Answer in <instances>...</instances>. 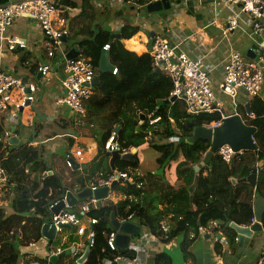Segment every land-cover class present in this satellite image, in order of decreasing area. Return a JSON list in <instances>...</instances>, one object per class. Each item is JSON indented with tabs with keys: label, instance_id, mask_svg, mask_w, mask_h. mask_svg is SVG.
<instances>
[{
	"label": "trees",
	"instance_id": "trees-1",
	"mask_svg": "<svg viewBox=\"0 0 264 264\" xmlns=\"http://www.w3.org/2000/svg\"><path fill=\"white\" fill-rule=\"evenodd\" d=\"M11 1L0 0V6ZM153 1L124 0L130 11L143 13H146L145 6ZM53 4L64 18H68L67 8L78 7L73 0H54ZM80 5L81 13L68 22V40H73L64 46L65 51L76 48L82 56L91 60L93 68L97 70L103 47L109 45L108 61L117 70L116 75H100L95 86L99 88V93L93 89L94 94L83 103V115L77 116L75 133L93 139L96 154L83 174L74 171L71 174L72 182H67L61 176L64 167L55 168L57 156L45 159L43 155V140L51 139L54 135L41 134L43 124L39 112L35 110L33 131L24 145L10 147L3 142L4 136L0 134V165L7 174V184L1 190L10 191V194L7 192L0 197V264H18L19 259L28 257L21 250L41 240L42 227L50 219L48 207L54 201L63 198L76 184L83 189L84 180L93 175L98 174L106 179L113 173L109 166L110 154L104 145L117 129L115 138L120 147L152 148L158 155L155 159L158 168L173 163L177 183L173 185L164 180L158 181L150 174L137 173L138 159L133 164L117 160L115 172L128 173L131 181L125 186L116 184L114 190L137 200V204L131 200L117 204L106 201L101 207L90 210L88 216L96 219L97 223L90 228L94 233L93 245L84 264H111L117 257L134 259L133 251L120 248L111 251L107 247V236L112 232L111 214L117 219L132 216L135 222L147 227L153 234L159 229L160 221L168 218L169 232L160 241L167 244L182 235L179 248L185 261L190 258L189 249L202 231H209L214 237L220 234L225 244L235 250L238 235L230 225L248 227L254 218V190L249 183L241 180L247 178L255 164L264 159V100L260 96L249 100V111L253 118L247 116L244 107L238 109L244 124L255 129L252 137L256 151H242L230 163L223 162L215 154L210 163L204 166L203 158L210 143L201 139L192 142L190 139L196 128L220 120V114L193 116L187 114L182 101L169 102L173 90L170 78L164 72H156L148 49L139 53L126 44L139 34V27L121 26L117 32L120 38L109 44L113 31L105 27V21L110 19L109 15L121 17V12L117 10L111 14L104 9L94 20L95 14L88 13L91 0H82ZM27 59V55L22 56L23 63ZM30 72L36 76V64L31 65ZM39 99H36L38 107L41 104ZM141 116L144 117L142 123ZM61 121V130L72 128L68 119ZM139 125L141 133L136 132ZM71 138H66L68 149L73 144ZM195 167L200 171L206 170V178H202L199 171L196 173ZM195 175H198L197 183L190 193ZM221 193L225 194V200ZM2 201L9 202L3 206ZM221 242L220 239L215 240L216 255H220ZM29 263L63 264L61 259L55 261L39 257L24 261V264ZM154 264H172V257L167 252H161L155 255Z\"/></svg>",
	"mask_w": 264,
	"mask_h": 264
},
{
	"label": "crops",
	"instance_id": "crops-1",
	"mask_svg": "<svg viewBox=\"0 0 264 264\" xmlns=\"http://www.w3.org/2000/svg\"><path fill=\"white\" fill-rule=\"evenodd\" d=\"M73 1L77 3L78 7L75 9H66L68 16V18H65L67 26L71 18L77 17L81 13L82 5H80V2L82 0ZM104 9L111 14L117 10L121 12V17L113 18V15H109L110 19L105 21V27L113 31V34H118L117 32L119 28L123 25H134L139 27V34L131 39L135 40L134 43H131V40L126 41V44H129L131 48L137 52L140 53L142 50L147 49L150 34H153L154 37L160 36L165 39L177 53H183L191 60H201V67L205 72L208 73L211 81V87L216 95V98L222 104L223 116L226 117L233 114H238V109L241 107L245 108V105L249 103V99L243 90H236L232 96L224 94L220 90L219 86L223 81V70L221 64L231 51L239 52L240 54H243L247 57V52L253 47V57H257L260 51V46L264 41V24L263 32L259 35H254L251 19H249L246 15L241 14L236 29L224 37L222 31L226 26L227 19L236 13V11L233 8L231 9L223 5L217 7L214 6L212 8L209 6V4H198L194 0H173L171 8L168 10V12L149 14L147 16H143V14L141 15L142 12H138L137 10L130 11L131 9H128L125 2L119 6L116 4L115 0H91V10H89L88 13L95 14L96 17ZM123 17L128 18L130 23L121 21ZM97 18L98 17L94 18V20ZM115 24H117V29H113V25ZM74 25L77 26V24ZM8 36L12 39L18 38L19 40L23 41L25 43V47L23 49L16 48L13 51H9L5 45L0 44V68L4 72H9L20 79L25 78L27 83H34L37 87V90L35 91L36 93H34L35 101H33L28 107L13 113V118L9 123H6L0 115V134H3L4 136V132L8 129V126L12 133L11 128L14 127L12 137L14 136L17 139V146L24 145L32 134L34 127L33 120L36 110L39 112L40 120L43 124L41 134H53V138H59L62 141L64 140L66 145V138L73 137L71 138L73 144L70 149H68L69 151L65 153V156H57V159L55 160V168H58L62 165L64 170L66 156L70 153H74L76 150H81L83 152L84 162H82V164L90 162L96 154V145L94 140L91 138L82 137L75 133L76 126L78 124V117L75 118L72 116L73 113L71 110V113L66 117L63 109L67 106L59 103L64 93L61 82L65 77V70L64 67H62L65 56L63 58V56L57 55L54 60H48L46 58L43 45L44 38L42 37L37 24L31 19L20 18L15 21L8 30ZM64 46L65 44H63L62 49L66 55L67 52L65 51ZM23 55H27L28 57L24 63L22 62ZM40 62L49 64L50 72L52 71V73L48 78H41L39 81H37L36 76L31 74L30 69L32 64H36V66H38ZM98 68L96 70V74L99 72ZM94 88L95 86L93 89ZM94 91L98 94L99 88H95ZM13 95L18 97L19 92L15 91L13 92ZM260 97L264 100V83ZM37 98H40L39 100L41 102L39 107L36 103ZM62 119H68L72 123V128L67 130L73 131V134H67V130L60 129L59 122H62ZM24 127H28L30 131H23ZM15 131H17V133H15ZM51 139L47 140L49 141ZM46 142L42 143L43 155L46 153L48 156H56L55 152L60 149L61 144L55 143L53 147H50L48 151H46ZM77 144L84 146L85 150L83 149L84 147L81 148L76 146ZM9 146L12 147L11 145ZM136 150L138 154V149ZM61 160L64 161L62 162ZM257 164L258 163H256L254 166V170H256V179L255 187L253 188L254 197L252 200V205L258 197L264 199V166L262 168H257ZM166 165V168H168V174L167 179L164 181L175 185L177 183V179L173 163ZM85 169L79 168L77 170H73L72 172L77 171L81 175L84 173L83 171ZM198 171L202 178H206V170L203 169L200 171L198 168ZM93 176H99V178H101V176L98 174ZM93 176L91 178H93ZM91 178L88 179L91 180ZM88 179L84 180V188L89 184V182H87L89 181ZM64 180L67 182H72V175L70 180L65 178ZM156 180L161 181L159 179ZM84 188L79 189V184H76L72 191L69 190L67 192L76 195L77 193H80L82 190H84ZM5 190L0 191V197H2V195L4 196V193L7 192L10 194L9 189ZM223 194L224 193H221L225 200L226 197L224 196L225 194ZM253 216L255 218L254 206ZM46 224H48V222ZM61 229V233L69 236V241L64 244V250H62L61 253H58L55 257L49 258V254L60 246L61 241L57 240L58 234L56 233L53 241L51 242L45 240L41 235V240L21 250L22 254L31 256L32 254L30 251H32L35 252L34 255L36 257L53 260V258H57L59 255L65 254L66 251H69L73 248L75 249V247L70 246L71 244L84 241V238H78L71 229ZM70 238L72 242H70ZM148 238L143 237V234L130 237V242L128 243L127 248L123 250L135 252V257L133 260H126L122 258L124 260L123 264H154L155 255L161 252H167L172 257L173 264L172 254H174L176 251H178L180 254V258L177 261L178 264H257L261 254L264 253L263 229L260 232H254L251 238H245L240 245L237 242V248L235 250H231L228 245L225 244V240L220 234L217 237H214L209 231H202L200 232L199 238L189 249L191 256L186 261L183 259L179 248V244L183 238L182 235L178 236L167 244L161 243L159 239L148 240ZM217 239L222 241L220 255H216L214 250L215 240ZM48 242L54 243L56 245L48 246ZM86 249L87 248H85L83 253H81V256H83ZM64 257L68 259V262L65 264H77V261L79 260V258L75 256L74 253H71L69 255L60 257L55 261L60 259L62 260ZM21 259H19L18 264H24V262H21Z\"/></svg>",
	"mask_w": 264,
	"mask_h": 264
},
{
	"label": "built area",
	"instance_id": "built-area-1",
	"mask_svg": "<svg viewBox=\"0 0 264 264\" xmlns=\"http://www.w3.org/2000/svg\"><path fill=\"white\" fill-rule=\"evenodd\" d=\"M119 6L124 4V0H115ZM188 1V0H187ZM198 4H209L210 7L220 5L233 8L236 13L227 19V23L222 33L226 37L238 26L240 15L244 14L252 21L253 34L259 35L263 32L264 24V0H194ZM20 18H28L34 21L44 38L43 45L45 55L48 60H54L57 55L65 56L63 52V36H67V22L61 12L54 6L51 0H13L5 5L0 6V44L7 47L9 51L16 48L23 49L25 43L18 38H10L8 30L12 24ZM109 45H105L103 50L109 51ZM149 55L152 59V66L155 70L160 69L171 80L173 90L171 97L183 102L186 112L189 115L199 116L202 114H220L221 119L211 123H205L203 127L215 128L222 124L225 116L222 115V104L216 98L211 87L210 77L201 67V60H191L183 53H177L170 44L160 36L152 39ZM257 61L248 59L243 54L231 51L221 64L223 70V81L220 84V90L227 95H234L236 90H243L248 99L259 97L264 83V41L260 46ZM65 61V60H64ZM65 77L61 85L63 88V97L59 103L67 106L74 114L83 115V103L93 94L92 80L96 76V70L93 68L91 60L79 55L71 60L65 61ZM37 72L41 74L42 79H46L50 74V65L40 62L37 66ZM117 74L116 68L113 67L111 72ZM30 91L29 95L24 94V88ZM25 87L21 86V79L9 72H4L0 68V115L9 123L13 118V113L26 108V102L34 101V93L37 87L34 83H26ZM19 92V96H14L13 92ZM253 118L252 114H247ZM12 133L8 129L4 132L3 142L8 144ZM252 141L255 144L253 137ZM104 149L110 154L117 151L120 155L133 153L135 148H123L116 142L113 134L105 143ZM231 147L224 145L220 147L216 154L225 163H230L236 154ZM84 162L83 152L76 150L70 153L65 159V169L61 176L67 180L71 178L73 165H81ZM132 171V170H129ZM133 172V171H132ZM131 177L128 173H113L106 179L93 176L87 181L89 184L84 189H89L92 196L80 201H76L73 207L69 206L65 193L63 198L54 201L48 210L51 212L48 222L49 229L54 227L56 230L57 240L61 241L60 246L49 254L55 257L64 250V244L69 241V236L61 233V227L68 226V229L74 231L78 238H84V241L76 242L70 246L75 247L74 255L81 258V253L85 248L90 249L93 245L94 233L90 229L97 223L96 219L90 218L88 213L91 209L101 207L104 202L117 204L119 201L131 200L137 204V200L132 197L118 194L114 190L116 184L125 186L130 183ZM115 183L112 186V183ZM7 183V174L0 165V191ZM101 188H107V195L103 199H97L93 193ZM75 196V195H73ZM61 203V209L57 214L52 210ZM119 224L135 222L132 216L125 219H117ZM256 223V219L251 220V225ZM170 221L163 218L159 223V229L153 234L147 227L140 226V234L143 237H149L148 240H160L166 238L169 232ZM117 232L112 231L107 236V247L115 251ZM22 239V235H19ZM86 260L84 261V263ZM83 263V264H84ZM123 264L124 260L117 257L111 264ZM257 264H264V256L258 259Z\"/></svg>",
	"mask_w": 264,
	"mask_h": 264
},
{
	"label": "water",
	"instance_id": "water-1",
	"mask_svg": "<svg viewBox=\"0 0 264 264\" xmlns=\"http://www.w3.org/2000/svg\"><path fill=\"white\" fill-rule=\"evenodd\" d=\"M172 2L173 0H155L145 6V12L146 14H156V13H160L163 11H168L171 8ZM153 37L154 35L150 34V39L148 40V44H147L148 50L151 47ZM119 38H120L119 34H112L109 39V44H111L114 39H119ZM62 43L65 45L68 43V39L66 35L63 36ZM252 53H253V47L247 52V58L257 61V58L253 57ZM78 55H79L78 50L76 48H72L65 55V61L74 59ZM65 61L62 63V67H65ZM98 69H99V72L96 74L95 78L91 82V85L93 87L98 84L101 74L111 73L113 70V66H111V64L108 61V52L105 50H102L101 52ZM156 72L160 73L161 70L157 69ZM40 79H41V74L38 73L36 75V80L39 81ZM26 83H27L26 79L22 78L21 86L25 87ZM24 94L26 95L30 94V91L27 87L24 88ZM174 101H176L175 97H171V99L169 100V102H174ZM30 104L31 103L26 102V107H28ZM245 110L247 114H250L249 103L245 105ZM140 119L142 123V121H144V117L141 116ZM11 130L13 134L14 127H12ZM117 132H118V129L115 132V136L117 135ZM136 132L141 133L140 125L137 126ZM254 132H255V129L245 125L239 114H233L230 116H226L223 119L222 124L218 127L210 128V127L202 126V127L196 128L190 140L194 142L196 140L201 139V140H205L210 143L211 146L208 152L205 154V157L203 158V164L208 165L211 161L212 156L216 154L217 150L224 145L231 147L235 152L256 151V145L252 141V136ZM8 143L11 146L18 145V141L14 136L11 137ZM136 159H137V150H134L133 153H129L125 155H120L119 152L114 151L110 153L109 166L112 171H115V162L117 160H121V161L130 163V164H133L135 163ZM89 164L90 162H87L81 165H77L74 163L72 164L73 170H77L79 168L85 169L89 166ZM263 166H264V159L261 160L256 165L257 168H262ZM194 170L196 173L198 172L197 167H195ZM197 179H198V176L195 175L194 182L192 186L189 188L190 193H192L193 189L195 188ZM255 179H256V170H253V172L247 178L241 181L249 183L252 186V188H254ZM232 182L234 183L235 180H232ZM114 184L115 183L113 182L112 186H114ZM106 195H107V188H101L93 193V196L97 199H103L106 197ZM91 196L92 194L90 190L84 189L80 193H77L75 196H73L72 193L68 192L66 194V200L69 203V206L73 207L77 200L86 199ZM253 206H254V213H255V219H256L255 224H253L251 227H237L234 224L230 225L236 231L238 235L237 242L239 245L243 242L245 238H251L254 232L262 231V217L264 214V199H262L261 197H258L255 200ZM60 209H61V203L52 210L53 214H57L60 211ZM110 227L113 231L117 232L116 246L120 249L127 248L128 243L130 242V237H135L140 234V225L137 222H127V223L119 224V222L116 220L113 214H111V217H110ZM61 228H68V226H64ZM55 233H56V230L54 227H51L49 229L48 224L43 225L42 230H41V235L45 240L49 242L53 241L55 237ZM71 253H74V248L69 251H66L65 254L59 255L57 258H53V260L63 257L64 255H69ZM88 255H89V249L87 248L83 256L79 258V260L77 261V264H83L85 259H87Z\"/></svg>",
	"mask_w": 264,
	"mask_h": 264
},
{
	"label": "rangeland",
	"instance_id": "rangeland-1",
	"mask_svg": "<svg viewBox=\"0 0 264 264\" xmlns=\"http://www.w3.org/2000/svg\"><path fill=\"white\" fill-rule=\"evenodd\" d=\"M163 12H168V11H163ZM142 14H143V16L149 15V14H146V13H143V12L141 13V15ZM121 21H125L126 23H130V20L128 18H126V17H123ZM116 25L117 24L113 25L114 26L113 29L114 28L117 29ZM72 40L73 39L70 38L68 40L67 44H71ZM51 73H52V71L50 72L49 75H51ZM63 110H64V114H65L66 117L71 113L70 109L67 108V107L64 108ZM72 116L77 118L78 115L73 113ZM23 131L29 132L30 129L28 127H24ZM66 133L67 134H73V131L67 130ZM46 141H43V142H46L45 143L46 144V151H48V149L50 147H53L55 143L61 144L60 149L57 152H55V155L58 156V157H64L65 153L67 151H69L64 140L62 141L59 138H53V139H51L49 141L48 140H46ZM76 146L81 147V148L84 147V146H82L80 144H77ZM83 149L85 150V147ZM44 152H45V150H44ZM157 156L158 155L154 152V150L152 148L148 147V146H142L141 148H139L138 149V154H137V159H138V162H139V166L136 169L137 173H139V174H150L151 177L154 178V179L155 178L159 179V180L167 179V174H168V168H166L167 165L165 167H163V168H158L156 163H155V159L157 158ZM44 157H46L45 159H50L51 158V156H48V154H46V153L44 154ZM2 202H3V206H6L8 204V201H6V202L2 201ZM30 252H31L32 255L31 256L27 255L28 257H26V258L36 257L34 255L35 252H32V251H30ZM172 256H173V264H178L177 261L180 258L179 252L176 251L174 254H172ZM25 260H27V259L23 258V259H21V262H24ZM61 261H62V263L65 264V263L68 262V259H66V257H64Z\"/></svg>",
	"mask_w": 264,
	"mask_h": 264
},
{
	"label": "clouds",
	"instance_id": "clouds-1",
	"mask_svg": "<svg viewBox=\"0 0 264 264\" xmlns=\"http://www.w3.org/2000/svg\"><path fill=\"white\" fill-rule=\"evenodd\" d=\"M128 184H129V183H128ZM250 225H251V224H250ZM252 225H253V224H252ZM252 225H251V226H252ZM251 226H250V227H251Z\"/></svg>",
	"mask_w": 264,
	"mask_h": 264
}]
</instances>
